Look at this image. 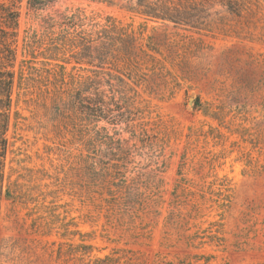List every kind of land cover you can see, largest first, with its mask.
<instances>
[{"label": "rangeland", "instance_id": "374dc122", "mask_svg": "<svg viewBox=\"0 0 264 264\" xmlns=\"http://www.w3.org/2000/svg\"><path fill=\"white\" fill-rule=\"evenodd\" d=\"M31 1L0 264H264V0ZM78 9L132 37L103 68L61 53L57 82L23 39Z\"/></svg>", "mask_w": 264, "mask_h": 264}, {"label": "trees", "instance_id": "16d2710c", "mask_svg": "<svg viewBox=\"0 0 264 264\" xmlns=\"http://www.w3.org/2000/svg\"><path fill=\"white\" fill-rule=\"evenodd\" d=\"M22 0H0V113L9 116L13 107V93L16 86L15 66L18 60V37L21 18ZM108 2L109 0H90ZM40 0H32L30 9L38 10L36 4H42ZM61 13L57 17H48L41 32L27 33L23 39V54H28L32 59L42 57L51 67L47 72L55 77V81L64 82L66 66L71 61L60 62L59 55L64 52L71 53L76 65H87L92 67H104L111 62L114 48L117 43L125 42L132 36L128 28L119 26L113 19L107 17L104 22L94 16L83 15L79 10L75 13ZM147 14V13H146ZM50 62H55L52 65ZM30 61L23 60L20 67L18 87L22 84L24 67ZM111 64V63H110ZM30 68V67H28ZM57 68L58 70H54ZM52 71L54 72L52 73ZM93 86V85H91ZM82 90L79 98L84 94ZM88 92V89L87 91ZM82 102L86 97H82ZM92 112L95 110L89 105L83 107ZM9 118L0 123V147L5 157L8 150V139L6 138L9 127Z\"/></svg>", "mask_w": 264, "mask_h": 264}, {"label": "water", "instance_id": "95a60500", "mask_svg": "<svg viewBox=\"0 0 264 264\" xmlns=\"http://www.w3.org/2000/svg\"><path fill=\"white\" fill-rule=\"evenodd\" d=\"M192 102V101H191Z\"/></svg>", "mask_w": 264, "mask_h": 264}]
</instances>
